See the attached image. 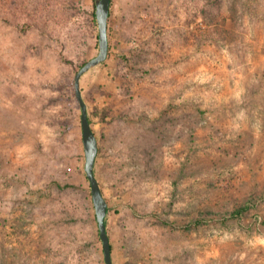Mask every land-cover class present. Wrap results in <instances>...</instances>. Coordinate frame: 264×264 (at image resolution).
Wrapping results in <instances>:
<instances>
[{
    "label": "rangeland",
    "instance_id": "rangeland-1",
    "mask_svg": "<svg viewBox=\"0 0 264 264\" xmlns=\"http://www.w3.org/2000/svg\"><path fill=\"white\" fill-rule=\"evenodd\" d=\"M95 5L0 0V264H106ZM108 34L81 88L115 264H264V0H112Z\"/></svg>",
    "mask_w": 264,
    "mask_h": 264
},
{
    "label": "water",
    "instance_id": "water-1",
    "mask_svg": "<svg viewBox=\"0 0 264 264\" xmlns=\"http://www.w3.org/2000/svg\"><path fill=\"white\" fill-rule=\"evenodd\" d=\"M111 2L112 0H95L96 16L99 26V52L96 56L92 57L87 62H85L75 75V92L82 109L81 124L86 152L85 170L87 178L89 179L91 185V193L95 205L96 218L100 231V238L103 241L106 264H115L112 256V244L106 224V217L108 214L109 204L95 173V165L99 152V144L98 138L92 128L88 105L83 96L81 88V78L87 71H89L94 66L100 64L108 57L110 50L108 23L110 17Z\"/></svg>",
    "mask_w": 264,
    "mask_h": 264
},
{
    "label": "trees",
    "instance_id": "trees-1",
    "mask_svg": "<svg viewBox=\"0 0 264 264\" xmlns=\"http://www.w3.org/2000/svg\"><path fill=\"white\" fill-rule=\"evenodd\" d=\"M96 6V5H95ZM87 62V61H86ZM83 65V64H82ZM90 120H91V118H90ZM99 150H100V147H99ZM95 173H96V169H95ZM96 175H97V173H96ZM67 185H69V184H67ZM106 224H107V221H106ZM100 232V231H99Z\"/></svg>",
    "mask_w": 264,
    "mask_h": 264
},
{
    "label": "bare ground",
    "instance_id": "bare-ground-1",
    "mask_svg": "<svg viewBox=\"0 0 264 264\" xmlns=\"http://www.w3.org/2000/svg\"><path fill=\"white\" fill-rule=\"evenodd\" d=\"M8 217V216H7ZM14 218V217H13ZM6 219V218H5ZM7 220V219H6ZM15 221V220H14ZM14 227V226H13ZM15 228H16V226H15ZM18 229V228H17ZM19 231V230H18Z\"/></svg>",
    "mask_w": 264,
    "mask_h": 264
}]
</instances>
